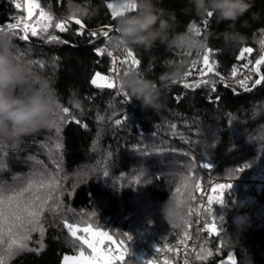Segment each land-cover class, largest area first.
<instances>
[{
  "label": "trees",
  "instance_id": "trees-1",
  "mask_svg": "<svg viewBox=\"0 0 264 264\" xmlns=\"http://www.w3.org/2000/svg\"><path fill=\"white\" fill-rule=\"evenodd\" d=\"M121 1L40 0L52 23H63L66 30L51 27L37 36L29 31L26 40L20 39L23 31L14 30L20 54L52 82L69 111L25 136L18 150L0 145V182L12 184L40 173L59 184L39 227L28 234L27 247L6 258V264H60L64 255L77 254L80 242L74 241L65 222L91 225L130 244L131 253L117 264H154L158 238L171 235L169 241L175 240V235L193 227L188 214L190 223L181 228L169 225L159 211L161 203L182 179L198 183L207 174L230 177L232 184L207 216V238L195 264H220L227 258L235 264H264V186H255L252 203H241L243 190H249L245 183L264 167V80L251 84L264 75V62L256 65L263 52L258 44L264 38V0H251L249 12L235 22L245 37L236 49H226L218 38L229 22L184 14L186 0H161L160 7L175 13L177 30L207 33L209 47L199 56L160 44L151 51L129 49L140 61L133 70L153 79L164 71L166 60H186L183 78L171 85L157 112L134 98L127 102L117 89L91 83L96 73L109 77L113 71L111 56L106 51L98 54L97 49H104L108 38L103 32L115 25L107 5ZM18 2L20 9L13 0H0V29L19 18L24 27L39 32L35 23L39 10L29 16L26 0ZM49 36L58 39L49 42ZM246 48L252 51L242 56ZM117 52L120 60L126 57L125 50ZM206 52L214 70L201 74ZM118 68L122 74L125 66ZM245 77L247 85L242 87L239 81ZM197 83L200 87H185ZM73 94L82 100L80 108L69 103ZM141 226L155 237L143 233Z\"/></svg>",
  "mask_w": 264,
  "mask_h": 264
},
{
  "label": "clouds",
  "instance_id": "clouds-1",
  "mask_svg": "<svg viewBox=\"0 0 264 264\" xmlns=\"http://www.w3.org/2000/svg\"><path fill=\"white\" fill-rule=\"evenodd\" d=\"M135 9L118 15L114 32L107 45L112 51L142 48L151 51L157 44L173 52L193 53L197 56L209 47V35L196 30H177L174 12L160 7L161 0H130ZM252 7L251 0H186L184 14L208 17L218 23L229 22L219 34L226 49H236L245 41L235 29V22ZM155 79L143 71L131 70L117 77L119 90L136 99L145 109L162 108L172 84L182 79L186 71L184 58L166 60ZM77 108L82 100L77 94L69 98ZM62 99L52 82L29 60L20 54L15 34L0 29V145L9 150L20 149L23 138L49 126L63 109ZM190 197L182 199L172 194L160 205V213L171 226L181 228L187 222ZM244 227V224L239 225Z\"/></svg>",
  "mask_w": 264,
  "mask_h": 264
},
{
  "label": "snow or ice",
  "instance_id": "snow-or-ice-1",
  "mask_svg": "<svg viewBox=\"0 0 264 264\" xmlns=\"http://www.w3.org/2000/svg\"><path fill=\"white\" fill-rule=\"evenodd\" d=\"M15 7L17 9L22 8L21 3L18 0H13ZM27 12L31 16L33 10H39V18L36 20V25L39 28V32L36 27L28 28L24 27L17 18L16 23H9L5 26L6 29L14 33V30L20 29L24 32V35L20 36V39L26 40L27 34L31 31L32 36H37L40 33L47 32L51 27L59 29L61 32L65 31L66 28L63 23H52L53 17L49 12L41 7L40 0H26ZM108 8L112 9V18L116 19L118 15L123 14L126 11H132L135 9V4L131 3L130 0H123L121 3H109ZM208 17H212L209 13ZM76 23H80L76 20ZM196 31L199 32L198 29ZM95 35V33H93ZM103 35L109 38L108 32H103ZM58 38L56 36H49L48 41H56ZM107 49H97L98 54H103ZM252 49L246 48L242 52L250 53ZM126 57L122 60L113 58V72L116 77L121 75V68L116 67L117 64L125 66L123 73L131 71L137 68L140 64L139 59H137L134 53L125 49ZM108 55L112 56V52L108 51ZM264 62V56H261L259 60L256 61V65H260ZM204 68H201V74L205 71L212 72L213 66L209 63V56L207 52L203 57ZM193 67H195V61L193 62ZM247 67V65H245ZM259 72V68L255 69ZM233 75L236 74V69L232 70ZM188 73H186L187 75ZM99 80H107L108 83L102 85L98 83ZM247 77L244 80L239 81L242 87L247 85ZM261 80H264V75L255 81V84H260ZM91 83L97 88L106 87L110 89H117L119 94L127 97L125 93L119 90L117 81L113 80L112 77H104L99 73H96V78L91 80ZM207 83V81H205ZM185 87H200V84L195 85L185 84ZM130 98L127 97V102ZM68 108H63V113H68ZM116 123L122 124V120H116ZM206 167V166H205ZM240 171V170H238ZM201 185L199 183L190 182V178H184L180 181V185L176 187L172 195L178 199H182L185 194L190 197L189 201L194 200L196 197L192 195L194 191H198ZM231 184H216L215 188L218 189L214 196H209L207 199L208 207L204 209L205 215H210L212 213V205L216 203H222L223 192L225 189L230 188ZM59 184L53 177H45L40 173H34L32 177L27 180L15 181L12 184H6L0 182V264H6V258L14 256L17 252L25 249L27 247V240L29 239V233L36 231L40 224V219L44 213L45 206L48 205L50 200H53V193L57 191ZM199 214L198 210L188 207L187 214L191 216L193 212ZM190 223V220L185 224ZM214 223V221H213ZM64 227L68 230L74 241L80 242V250L78 256H65V264H117L119 261H123L125 254L128 252V248L123 245L121 241V249H115L110 246L112 242V236L105 231L93 230L91 225L88 227H80L78 224L65 222ZM173 227H176L173 225ZM79 233V234H78ZM128 240L131 236L125 233ZM187 239V235L185 236ZM109 242L104 248L105 242ZM184 241H179L178 243H183ZM90 249L88 254H85L84 246ZM156 251H159L156 248ZM227 264V262H226Z\"/></svg>",
  "mask_w": 264,
  "mask_h": 264
},
{
  "label": "built area",
  "instance_id": "built-area-1",
  "mask_svg": "<svg viewBox=\"0 0 264 264\" xmlns=\"http://www.w3.org/2000/svg\"><path fill=\"white\" fill-rule=\"evenodd\" d=\"M21 1V0H20ZM107 31L109 36L114 32L113 27H108ZM93 33L97 34L98 30H94ZM104 49L112 52L111 58H116L120 60L119 54L117 51H112L108 45L104 46ZM120 64H117L116 67H119ZM113 80L117 81V77L114 75V72L109 75ZM198 183L201 185L198 191H195L194 196L196 197L190 207L198 210L199 214L195 211L191 214V220L193 224V228L191 225L188 226L187 231L185 233L175 235V240H170L172 238L171 235H168L166 239L158 238L156 241L155 248H158L159 251H156L153 254V263L154 264H195V255L199 249V247L204 244L207 238L208 224L206 222L207 216L205 215L204 209L208 207L207 199L209 196L215 195V185L216 184H232L231 180L222 181L220 178L215 177L211 174H207L205 179H200ZM245 185L249 187L247 199L246 201H252L255 199L254 196V188L256 185L264 186V167L258 168L254 171L252 180L246 182ZM214 205H212V211L214 210ZM143 233H148L150 237H155V234L148 230L147 227L141 226ZM187 235V239L185 236ZM122 240H119L118 243L121 245ZM179 241H184L183 243H178ZM123 245L128 248L127 254L125 257H128L132 251V247L130 244L125 243L123 241ZM112 248V244H110ZM145 252V248L142 253ZM158 259H161L158 262Z\"/></svg>",
  "mask_w": 264,
  "mask_h": 264
},
{
  "label": "rangeland",
  "instance_id": "rangeland-1",
  "mask_svg": "<svg viewBox=\"0 0 264 264\" xmlns=\"http://www.w3.org/2000/svg\"><path fill=\"white\" fill-rule=\"evenodd\" d=\"M121 2H123V0L121 1ZM120 2V3H121ZM117 3H119V2H117ZM25 5H26V9H27V3L25 2ZM262 46V54H261V56H264V38L259 42V44H258V46ZM260 56V57H261ZM262 64V63H261ZM102 76V75H101ZM94 78H96V75H95V77ZM257 80V79H256ZM98 83H100V84H103V83H106V80H99L98 79ZM248 83L250 84L251 82L250 81H248ZM251 84H255V82L254 83H251ZM261 165H264V163L263 164H261ZM222 181H227V180H230V177H225V178H220ZM224 184H226V183H224ZM236 184H237V182H236ZM234 185V184H233ZM248 188V187H247ZM215 193L217 192V191H219L218 189H216L215 188ZM248 191H250V190H247V192H245L244 190H243V197H242V199H241V203L242 204H249V203H252L254 200H252V201H246V199H247V194H248ZM243 220V218H242V216H238V218H237V221L238 222H241ZM211 227V226H210ZM94 231L95 230H100V231H103L102 229H95V228H92ZM106 232V231H105ZM108 233V232H107ZM79 234V233H78ZM109 235H111L112 236V242H110V244H112V246L115 248V249H121V245L118 243V241L116 240V238L112 235V234H110L109 233ZM107 243H109V242H105V244L104 245H101V247L102 248H104L105 247V245H108ZM86 246V245H85ZM87 247V246H86ZM89 250V252H90V249H88ZM226 262H227V264H235V261L232 259V258H227V259H225L224 261H222L220 264H226Z\"/></svg>",
  "mask_w": 264,
  "mask_h": 264
},
{
  "label": "water",
  "instance_id": "water-1",
  "mask_svg": "<svg viewBox=\"0 0 264 264\" xmlns=\"http://www.w3.org/2000/svg\"><path fill=\"white\" fill-rule=\"evenodd\" d=\"M85 250V249H84ZM85 254H87V252H86V250H85ZM67 256H73V257H75V256H78L79 255V252L77 253V254H66ZM66 255H64L63 257H62V259H61V263L60 264H65V262H64V257L66 256Z\"/></svg>",
  "mask_w": 264,
  "mask_h": 264
}]
</instances>
